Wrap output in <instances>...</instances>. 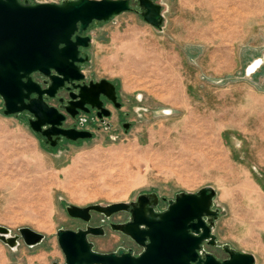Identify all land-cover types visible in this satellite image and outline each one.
Wrapping results in <instances>:
<instances>
[{
    "label": "rangeland",
    "instance_id": "obj_1",
    "mask_svg": "<svg viewBox=\"0 0 264 264\" xmlns=\"http://www.w3.org/2000/svg\"><path fill=\"white\" fill-rule=\"evenodd\" d=\"M57 2L65 0H35ZM155 28L133 10L92 25L83 53L86 80L116 86L121 108L101 124L80 114L67 125L91 139L45 143L28 115L5 116L0 97V226L45 235L38 246L11 249L0 241V264H65L60 229L100 226L94 250H143L110 228L125 220L92 212L89 223L68 206H106L156 194V212L181 193L212 187V233L202 250L228 258L223 246L264 264V0H153ZM262 64L251 74L248 68ZM125 127V125H127Z\"/></svg>",
    "mask_w": 264,
    "mask_h": 264
},
{
    "label": "water",
    "instance_id": "obj_2",
    "mask_svg": "<svg viewBox=\"0 0 264 264\" xmlns=\"http://www.w3.org/2000/svg\"><path fill=\"white\" fill-rule=\"evenodd\" d=\"M135 3L146 23L161 28L162 6L153 0H65L61 3L0 0L3 114L14 116L27 112L31 130L51 142L52 147L62 138L72 142L91 139L93 133L88 130L63 127L67 114L75 118L78 111L97 110L98 117L108 118L111 111L103 107L101 97L116 108L120 103L116 86L110 81L85 83L82 65L89 61V56L82 50L89 48L92 39L83 34L94 24L132 11ZM35 73L49 79L48 87L42 88L33 79ZM65 82L79 84L75 86L78 92L71 95L76 101L70 102L64 113L50 106L44 95L54 97ZM215 195V190L209 186L197 193H181L163 212L155 211L159 201L156 194H142L135 203L68 206L66 211L70 217L86 223L91 221L92 212L107 218L128 212V223H114L110 228L128 236L143 251L139 255H134L132 250L100 253L94 250L89 236H103V228L60 229L57 239L65 264H255L253 254L235 251L228 245L223 246L228 254L223 260L202 250L205 242L212 246L217 244L212 233L213 220L218 217V211L212 209ZM18 232L12 235L8 228L0 226V241L16 249L20 243L35 247L45 240V235L28 227Z\"/></svg>",
    "mask_w": 264,
    "mask_h": 264
},
{
    "label": "flooded vegetation",
    "instance_id": "obj_3",
    "mask_svg": "<svg viewBox=\"0 0 264 264\" xmlns=\"http://www.w3.org/2000/svg\"><path fill=\"white\" fill-rule=\"evenodd\" d=\"M21 1L23 2V1H26V0H21ZM29 1L32 2V0H29ZM33 1H35V0H33ZM83 36H86V34L84 33ZM84 50H86V49H83L82 52H83ZM84 54H85V53H84ZM83 65H84V64H83ZM33 79H34L35 81H37L38 83H40V85H41L42 88H46V87H48V85L50 84L49 79H48L47 77L42 76V75L39 74V73H35V74H33ZM89 81H90V80H89ZM89 81L86 80L85 83L87 84V83H89ZM78 84H79L78 82H75L74 85H72L71 83H67V82H65L64 86L56 92V94H55L54 97H48V96L44 95V100H45L50 106L56 107V108H58L60 111H62V112L65 113L64 108L67 107L68 104H69L70 102H75V101H76V100H74V99L71 98V95H72V94L74 95V94H76V93L78 92V90L75 88V86H77ZM101 100H102V102H103V107H104L105 109L109 110V111H110V108H109V107H113V108H115V109H119V108H121V106H122L121 103L118 101V96H117V101H118V103H120V107H119V108H116L112 102L108 101L107 99H105V98H103V97H101ZM97 113H98L97 110H90L89 113H85V112H83V111H78V114H77V116H76L75 118H73V117H71V116H69V115L67 114V116H66V120H65V122L63 123V127L66 128V129H67V128H68V129H69V128H75V129H77V130H86V129H80V128H77V127H75L76 125H73V126L67 125V120H68L69 118L72 119V120H77V119L79 118L80 114H85V115H88V116H92V115H93V116H96V117L99 119V121L101 122V124L106 125V123H107V124H109V126H110V123H109V122H106V120H108V119L111 118L112 113H111V116L108 117V118H105V117H101V118H100V117H98ZM23 114L28 115V118H30V116H29V114H28L27 112H25V113H23ZM103 120L105 121V123L102 122ZM41 138H42V140H43L45 143H47L49 146H51V142H49L48 140H46V138H44V137H42V136H41ZM53 139H54V138H53ZM62 140H65V139L62 138ZM58 143H59V142H58ZM135 202H136V201H135ZM135 202H131V203H135ZM118 214H123L124 217H125V220H124L123 222L118 223V224H124V223H128V222H129V220H130V214H129L128 212H121V213H118ZM112 224H114V223H112ZM115 224H116V223H115ZM96 227H100V226H96ZM124 236H126V235H124ZM126 237H128V236H126ZM204 244H207V242H205ZM137 246H138V245H137ZM209 246H212V245H209ZM213 247H214V246H213ZM130 250H131V249H130ZM119 251H120V250H119ZM111 253H116V252H111Z\"/></svg>",
    "mask_w": 264,
    "mask_h": 264
},
{
    "label": "bare ground",
    "instance_id": "obj_4",
    "mask_svg": "<svg viewBox=\"0 0 264 264\" xmlns=\"http://www.w3.org/2000/svg\"><path fill=\"white\" fill-rule=\"evenodd\" d=\"M264 63V62H263ZM262 64L261 60H256L247 70L248 74H251L255 70H258L257 68Z\"/></svg>",
    "mask_w": 264,
    "mask_h": 264
}]
</instances>
